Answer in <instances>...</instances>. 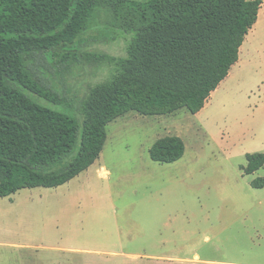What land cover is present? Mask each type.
Returning <instances> with one entry per match:
<instances>
[{"label":"rangeland","instance_id":"obj_1","mask_svg":"<svg viewBox=\"0 0 264 264\" xmlns=\"http://www.w3.org/2000/svg\"><path fill=\"white\" fill-rule=\"evenodd\" d=\"M251 1L257 20L200 112H121L87 170L0 197V264H264V187L252 185L264 167L243 169L248 153H264V0ZM126 22L99 8L70 47L36 54L59 103L36 99L79 115L127 55ZM168 135L183 139L185 154L154 161L150 148Z\"/></svg>","mask_w":264,"mask_h":264},{"label":"trees","instance_id":"obj_2","mask_svg":"<svg viewBox=\"0 0 264 264\" xmlns=\"http://www.w3.org/2000/svg\"><path fill=\"white\" fill-rule=\"evenodd\" d=\"M99 8L127 19V55L89 89L79 115L39 102L59 97L35 55L70 47ZM258 9L251 0H0V197L58 187L87 170L104 148L105 123L121 112H199L238 61ZM185 151L180 136L168 135L150 156L172 163ZM247 159L246 174L264 167L263 152ZM252 185L264 187V178Z\"/></svg>","mask_w":264,"mask_h":264},{"label":"crops","instance_id":"obj_3","mask_svg":"<svg viewBox=\"0 0 264 264\" xmlns=\"http://www.w3.org/2000/svg\"><path fill=\"white\" fill-rule=\"evenodd\" d=\"M200 112V111H199Z\"/></svg>","mask_w":264,"mask_h":264}]
</instances>
